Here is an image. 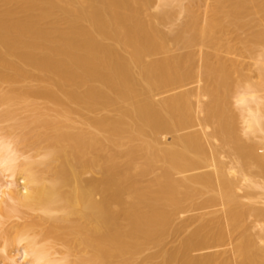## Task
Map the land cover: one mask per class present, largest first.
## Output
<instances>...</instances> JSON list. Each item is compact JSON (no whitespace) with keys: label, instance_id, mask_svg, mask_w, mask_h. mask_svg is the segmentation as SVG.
Segmentation results:
<instances>
[{"label":"bare ground","instance_id":"bare-ground-1","mask_svg":"<svg viewBox=\"0 0 264 264\" xmlns=\"http://www.w3.org/2000/svg\"><path fill=\"white\" fill-rule=\"evenodd\" d=\"M33 99L87 131L0 136V264H264V0H0V104Z\"/></svg>","mask_w":264,"mask_h":264},{"label":"rangeland","instance_id":"rangeland-1","mask_svg":"<svg viewBox=\"0 0 264 264\" xmlns=\"http://www.w3.org/2000/svg\"><path fill=\"white\" fill-rule=\"evenodd\" d=\"M168 28H169V26H167L165 28V30H167ZM171 48H173V47H171ZM177 53H180V52L175 51L173 48V51L171 54H177ZM252 75H255V74L252 73ZM6 111H10L12 113V117L10 119H4V118L1 119V121H0V136L5 140L6 139L13 140L15 138L25 136V138L28 140V143L24 146H20L19 150L22 153H25L26 155L31 156L32 159H34V160L38 158L37 157L38 154L33 150L32 145H30L31 143H33L34 141L37 140V138L36 137L34 138L33 135L35 133H41L44 136V138L47 139L48 137L51 136L52 132L49 128L42 126V125H39L36 127L32 126L30 124V122L33 118H39L40 120L45 119V118H48L51 120L57 119L58 121H60L64 124L63 131L66 133H85L87 131V127H86L83 120H80L75 115H66V114L57 115L56 114V108L53 107L52 105L46 103V102H43L42 100L33 99V100H29L27 103H22V102L17 101V102L8 104V105L0 104V114H4ZM99 139L101 140V142L104 145V150H99V148L96 147L93 151L86 154L87 158L94 156V154H96L98 152H103L104 155H108L109 153L110 154L111 153H121L122 151L125 150L126 146L128 145L127 142H124L123 143L124 146L122 144L121 147L115 148V147H112L109 143H107L102 136H99ZM49 144H50L49 141L43 140L42 142H40L39 145L42 149H44ZM261 151H262V149H260V150L258 149L257 152L258 153L260 152V155H262L263 153ZM223 156L225 157L226 155H221V153H220V157H222V159L220 157L219 158L221 159V161H223L224 159H226L225 161H227L228 157L226 156L227 158L225 157L223 159ZM137 163H139L138 164L139 166H137V169L135 168L136 170L134 169L135 171H132V175H137V173L139 174V172H140L139 170H141L142 166L140 165V162L138 161ZM159 173H160V165H157L154 168V170H152L148 174L144 175L140 179L139 187L144 188L145 186L146 187L151 186L152 188H154V186H153L154 184H152V183H153L154 179H156V177L159 175ZM91 176H93L95 178H100V175L95 174V173H92ZM198 187L199 186H197V188ZM213 208L214 209H212V211L213 210L217 211L220 209V207L217 210L215 209V207H213ZM197 212L196 211L192 212V211L188 210L187 213L185 212V214H182L180 216L181 218L182 217L183 218L181 219L179 217L178 220L182 221L183 219L191 217V215H195ZM199 212H201V211H199ZM178 220H177V222L179 223ZM8 224L9 223H7V225L5 224V226H8ZM226 248L229 249V246H227ZM156 251H157L156 248L148 247V249L144 253H142L141 255L138 256V259L139 258L142 259L147 255L154 254ZM16 259H17V262H21L19 255L16 257ZM137 261H139V260H137ZM146 264H149V262Z\"/></svg>","mask_w":264,"mask_h":264}]
</instances>
